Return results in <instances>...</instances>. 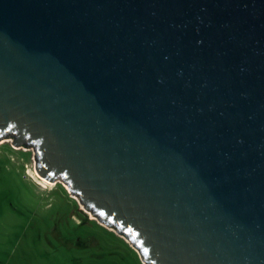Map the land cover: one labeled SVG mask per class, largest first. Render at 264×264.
Listing matches in <instances>:
<instances>
[{
    "label": "water",
    "instance_id": "95a60500",
    "mask_svg": "<svg viewBox=\"0 0 264 264\" xmlns=\"http://www.w3.org/2000/svg\"><path fill=\"white\" fill-rule=\"evenodd\" d=\"M144 264H264V0H0V137Z\"/></svg>",
    "mask_w": 264,
    "mask_h": 264
},
{
    "label": "rangeland",
    "instance_id": "374dc122",
    "mask_svg": "<svg viewBox=\"0 0 264 264\" xmlns=\"http://www.w3.org/2000/svg\"><path fill=\"white\" fill-rule=\"evenodd\" d=\"M29 144L0 137V264H144L132 245L60 181L31 173Z\"/></svg>",
    "mask_w": 264,
    "mask_h": 264
},
{
    "label": "bare ground",
    "instance_id": "6f19581e",
    "mask_svg": "<svg viewBox=\"0 0 264 264\" xmlns=\"http://www.w3.org/2000/svg\"><path fill=\"white\" fill-rule=\"evenodd\" d=\"M31 173H33L34 174V176L44 185V186H46V184L47 183H50V184H52L53 182H50V181H48V180H46L45 178H43V177H41L36 171H32L31 170ZM69 190V189H68ZM74 196V195H73ZM75 197V196H74ZM76 198V197H75ZM77 199V198H76ZM77 201H78V203L81 205V207L83 208V206H82V204H81V202L77 199ZM88 214H89V216L91 217V218H93V219H96V220H98L97 219V216L96 215H94L91 211H86ZM99 221V220H98ZM112 228V227H111ZM122 236V235H121Z\"/></svg>",
    "mask_w": 264,
    "mask_h": 264
}]
</instances>
